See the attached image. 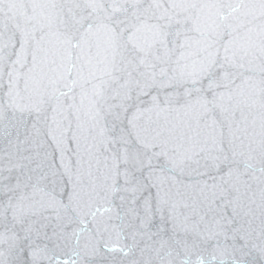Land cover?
<instances>
[{
	"label": "water",
	"instance_id": "1",
	"mask_svg": "<svg viewBox=\"0 0 264 264\" xmlns=\"http://www.w3.org/2000/svg\"><path fill=\"white\" fill-rule=\"evenodd\" d=\"M0 264H264V0H0Z\"/></svg>",
	"mask_w": 264,
	"mask_h": 264
}]
</instances>
